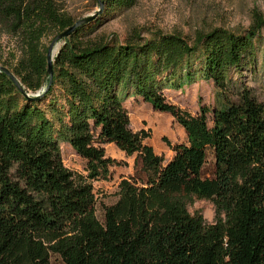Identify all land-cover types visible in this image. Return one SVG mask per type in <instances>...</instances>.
<instances>
[{
	"label": "trees",
	"instance_id": "1",
	"mask_svg": "<svg viewBox=\"0 0 264 264\" xmlns=\"http://www.w3.org/2000/svg\"><path fill=\"white\" fill-rule=\"evenodd\" d=\"M103 2L108 16L138 0ZM99 21L64 40L50 83L43 39L76 19L55 0H0V24L23 48L3 66L31 95L0 71V264H51L52 254L65 264H264V101L243 80L264 58V16L194 38L156 31L93 40ZM200 79L217 88L213 107L191 114L167 101V89ZM132 96L184 127L187 141L168 144L170 159L145 142L148 131L132 129ZM62 142L86 159L87 175L66 166ZM105 143L136 154V172L101 220L93 181L116 163ZM195 199L215 204L213 222L190 212Z\"/></svg>",
	"mask_w": 264,
	"mask_h": 264
},
{
	"label": "rangeland",
	"instance_id": "2",
	"mask_svg": "<svg viewBox=\"0 0 264 264\" xmlns=\"http://www.w3.org/2000/svg\"><path fill=\"white\" fill-rule=\"evenodd\" d=\"M60 8L73 16L76 21L96 13L99 10L97 0H55ZM97 26L89 34L93 40L117 37L124 40L129 36L140 33L150 36L153 32H178L189 38H194L198 31H208L214 27L223 26L235 31L248 28L255 16H264V0H138L131 8L119 10L114 14L103 16ZM264 34V31L263 33ZM58 34L43 39V46H50ZM64 41L55 49L58 52ZM22 43L18 35L0 24V65L4 61L15 63L22 55ZM244 82L250 86L254 95L264 101V58L258 65V71H244ZM167 101L177 105L191 114H197L201 105L213 107L217 100L218 91L212 80L200 79L186 85L182 89H167ZM135 131L142 129L150 133L146 143L153 146L157 154L170 159L174 152L169 143L187 141V133L175 117L167 112H160L144 101L141 97H129L125 101ZM106 155L115 159L106 178L93 181L96 194V214L103 219L104 206L115 203L118 199L119 184L123 178L130 177L136 172V154L127 155L114 143H105ZM64 163L76 175H87V161L80 156L67 142L61 143ZM214 158L210 154L204 166L205 175H212ZM191 213L199 212L206 221L213 222L216 216L215 204L206 199H195L189 206ZM51 264H65L57 255L52 254Z\"/></svg>",
	"mask_w": 264,
	"mask_h": 264
},
{
	"label": "water",
	"instance_id": "3",
	"mask_svg": "<svg viewBox=\"0 0 264 264\" xmlns=\"http://www.w3.org/2000/svg\"><path fill=\"white\" fill-rule=\"evenodd\" d=\"M99 1V10L90 15L87 16L83 19L78 20L73 26L69 27L68 29H66L65 31L59 33L51 42L49 48H48V52H47V59H48V75L50 78V83L52 81V77H53V62H54V57L57 53H55V49L58 47V45L60 44L61 41H64L67 37H69L71 35V33L80 25L88 23L90 21H92L93 19H95L100 13L103 12L104 9V2L103 0H98ZM59 51V50H58ZM0 71H4L6 74H8L10 76V78H12L16 84L19 86V88L21 90H23V92H25L23 86L21 85V83L19 82V80L17 79V77L15 76V74H13L7 67L0 65ZM46 91V89L43 90V92ZM41 91H38L34 96L39 97L42 95ZM25 94L27 96L31 95L27 92H25Z\"/></svg>",
	"mask_w": 264,
	"mask_h": 264
}]
</instances>
